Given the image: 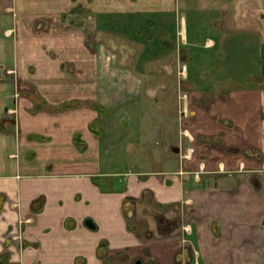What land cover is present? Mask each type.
Masks as SVG:
<instances>
[{
	"label": "crops",
	"instance_id": "crops-1",
	"mask_svg": "<svg viewBox=\"0 0 264 264\" xmlns=\"http://www.w3.org/2000/svg\"><path fill=\"white\" fill-rule=\"evenodd\" d=\"M119 1L129 15L172 14L150 58L156 73L92 53L81 38L70 57L62 37H49L44 53L26 38L29 17L69 0H0V33H17L16 72L0 75V264H264V81L244 86L264 73L255 6L246 14L235 0L239 25L221 38L187 11L177 25L172 0ZM170 51L183 61L173 78L163 68ZM152 93L175 107L156 97L146 108Z\"/></svg>",
	"mask_w": 264,
	"mask_h": 264
},
{
	"label": "rangeland",
	"instance_id": "rangeland-1",
	"mask_svg": "<svg viewBox=\"0 0 264 264\" xmlns=\"http://www.w3.org/2000/svg\"><path fill=\"white\" fill-rule=\"evenodd\" d=\"M258 1L259 2H249L244 0V13H249L250 8H253V6H255V15L257 17L260 16L259 29H261V31H264V0ZM172 2L175 6L174 9L177 10H175L174 12L178 15V18H176V20L177 25H179L180 27H183L185 23L181 22V19L179 17L183 15L184 11L189 12L190 16L188 19L191 23H193V25H199L200 27L204 26L207 32L214 31V33H216L219 31V36L221 38L224 37L223 33H226V31L232 32L235 30V27L239 25L240 19L236 13V10H239L236 7L235 0H212L207 1L206 3H203V1L200 0H172ZM133 3H135V1ZM92 4L94 6H92ZM110 7L111 10L101 12L102 9ZM125 7L126 6L124 5V3L120 2L119 0H100V6L97 3H92V0H69V5L64 9L58 10L57 13L53 12V14H49L46 16L35 15L33 18L29 17L30 27L26 28H28L30 32L28 34V37L26 38L29 41H36V47H40L44 53H47V40H49V37H51L53 41L54 39L58 41L61 39L60 37H62V51L65 54L70 52L69 57L75 54V49L72 43H74V41L76 40L79 41V39L81 38L83 44L85 46H89L92 53L96 52L97 49H100V53H102V50L106 52L112 51L114 55H116L114 60L119 65L128 64L134 66L137 69H142L146 74L149 72L156 73V69L160 70V68L155 63H152L153 60H150V58H154L156 47L155 43L157 44V41L160 38V35L158 34V32H160L159 27L163 28L162 32L167 33L168 31L166 30L171 29V27H173L174 25V18L172 17V14H166L163 17H155L156 15L153 14L155 16H152L150 18H148V16H146L147 14L145 13L137 12L129 15L125 13L127 10L123 11ZM116 10L122 11L120 12ZM248 19L249 23H245V27L246 24H248V26H251L252 19ZM10 29L11 27L9 28V30H5L4 34L7 33L8 35V37H6L7 35L4 36L6 38H4L2 33H0V75H5L6 73L12 75L13 72H16L15 69H12L13 67L11 65L12 60L10 57H12V51L9 48V43L10 41L16 43L17 33L13 34L12 37V33L9 35V33L11 32ZM176 33V37L174 41L172 40V44L174 43L177 50L180 46L177 28ZM66 36L68 38H66L65 40ZM11 37L12 39H10ZM19 37L23 38L22 35H20ZM260 39L264 43V34H262V32L260 34ZM261 45L263 44L261 43ZM171 47H173V45H169L167 48L170 50ZM175 48H173L172 50H175ZM156 52H158L157 54H160L159 51ZM260 52L262 55V53L264 52V48L260 49ZM246 53L249 54L250 52L246 51ZM174 55H176V53L174 51H170L166 53V55H164V57L162 58L166 61V63H170L167 64L168 67L165 66L163 68L165 70L167 69L164 73H166V75H172V78L179 75L178 67L179 64L183 62L181 60L173 58ZM158 59L159 61L161 60V58ZM262 60H264V57H261V61ZM110 64L111 63H108L106 66L111 72L114 68V65ZM263 66L264 64L259 66L260 70H264ZM117 67L120 66L117 65ZM66 68L69 70H73V72L75 71V65L73 63L68 62L66 64ZM107 68H104L103 71V66H101V74H106L105 70ZM182 68L183 65L180 67V69ZM222 69L223 74H226L224 70L226 71V69H228L230 70L228 71V73H231L234 76L239 75V72L236 71L237 69L235 65H225L222 67ZM259 75V80H250L247 83L245 82L244 86H251L253 84L263 85L262 81H264V73L260 72ZM148 77H155V75L148 74ZM167 78L168 81L165 84L170 87L169 89H171L173 85L175 86V84H173L171 76H168ZM201 85L204 86L205 84ZM201 85L200 83H197L198 88H200ZM182 88H187V86L184 87L183 85ZM163 95H165V93ZM156 97L159 98L160 103L161 100H163V105L165 107H173L174 105L172 103L175 104V102L171 100L170 96H167V98H162L160 94H156ZM155 98L153 96V93L149 97H145L147 101L145 107L150 108L151 106H154ZM12 101V99H5L2 108H6V106L11 105ZM185 101L186 96L184 97V94H182L178 98L177 103L179 105L178 109L181 121H183V119L188 116V112L186 109L187 105L185 104ZM197 101H199L198 98ZM170 114L171 113L165 114L164 117H161V119L163 118L164 121H168L170 124L172 121ZM156 120L158 121V119ZM165 136L162 137L164 139L172 141L171 139H174L177 134H175V131L173 132V130H170L166 131ZM181 138L182 140H185L183 146L188 147L189 142H186L188 141V138L184 134H182ZM3 154L2 156L0 155V158L6 157V154ZM4 160L5 159H3L2 161L4 162Z\"/></svg>",
	"mask_w": 264,
	"mask_h": 264
}]
</instances>
